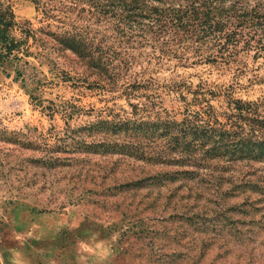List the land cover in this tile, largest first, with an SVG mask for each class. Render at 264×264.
Here are the masks:
<instances>
[{
	"label": "rangeland",
	"instance_id": "374dc122",
	"mask_svg": "<svg viewBox=\"0 0 264 264\" xmlns=\"http://www.w3.org/2000/svg\"><path fill=\"white\" fill-rule=\"evenodd\" d=\"M8 4L37 40L22 46L29 54L15 68L0 69V264H264V159L179 176L105 207L67 197L77 182L66 170L43 176L58 201L34 177L38 162L70 139L96 140L118 125L161 131L191 119L229 127L242 103L253 110L243 115L264 120V51L206 63L187 42L169 43L162 54L151 43L126 44L110 20H78L76 11L46 18L30 0ZM73 26L87 27L94 60L59 49L49 35ZM82 128L97 136L76 132ZM121 163L130 179L169 169L125 157ZM172 190L177 200L166 198Z\"/></svg>",
	"mask_w": 264,
	"mask_h": 264
},
{
	"label": "trees",
	"instance_id": "16d2710c",
	"mask_svg": "<svg viewBox=\"0 0 264 264\" xmlns=\"http://www.w3.org/2000/svg\"><path fill=\"white\" fill-rule=\"evenodd\" d=\"M30 1L46 18H52L54 11L66 14L76 11L78 20H110L118 38L126 44L151 43L158 46L162 54L166 53L169 43L175 41L180 44L187 42L186 48L193 49L200 57L199 61L204 59L206 63H216L218 59L223 63L233 61L243 50L264 51V0ZM55 1L61 3L53 4ZM8 2L0 0V69L15 68L22 57L29 54L28 48L22 46L29 38L37 40L34 31L28 27L29 23L16 21ZM17 30L23 36L21 39L12 35ZM49 35L59 49L69 48L81 58L94 60V47L87 27L83 30L73 26L70 31ZM102 53L105 54L101 52L97 61L105 70L108 64ZM15 72L19 74L16 69ZM242 104L237 105V114L230 116L229 127H211L209 121L200 125L185 119L180 124L163 126L161 131L157 125L144 123L125 125L124 128L118 125L111 129L110 134L103 130L97 133L100 137L96 140L70 139L69 143L63 144L61 151H56L57 155L52 154L44 163L38 162V174L34 177L42 185L41 191L49 192V196L58 201L60 193H56L54 182L50 184L43 176L46 177L50 170H66L68 180L77 182L67 190V197H73L79 203L86 200L94 206L105 207L117 204L120 196L123 201L149 187L167 186L179 176L200 173L210 176L219 169L229 170L230 164L262 160L264 133L256 135V132L258 128L264 130V120L243 115L253 110L251 105ZM85 131L86 138L97 136L92 135L89 128L76 132ZM161 138L163 143L159 142ZM58 154L71 157L60 158ZM121 157L141 162L145 167L169 169L130 179L119 167ZM174 190L166 196L167 199L177 200ZM145 194L149 195V192ZM92 196L94 200L90 201ZM135 258L142 257L136 255Z\"/></svg>",
	"mask_w": 264,
	"mask_h": 264
}]
</instances>
